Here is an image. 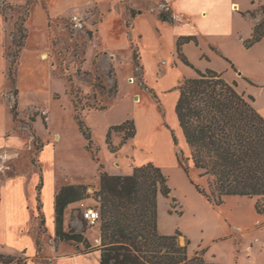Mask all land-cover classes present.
Returning a JSON list of instances; mask_svg holds the SVG:
<instances>
[{
    "label": "rangeland",
    "instance_id": "374dc122",
    "mask_svg": "<svg viewBox=\"0 0 264 264\" xmlns=\"http://www.w3.org/2000/svg\"><path fill=\"white\" fill-rule=\"evenodd\" d=\"M239 1L231 34L203 36L200 45L186 46L183 53L193 67L173 47L166 46L157 51V66L151 72L135 40H131L130 54L121 52L124 61L116 67L109 64L115 53L100 51L95 45L91 18L95 14L98 20L103 18L107 9H112L108 3L103 11L97 10L99 6L76 7L70 15L51 16L47 11L49 0H0V90L12 85L3 96L13 115L12 130L35 138L30 159H37L38 147L43 143L51 145L46 150V160L54 162L61 175L59 186L86 185L88 196L84 201L100 204L102 167L111 174L129 175L135 166L152 162L168 176L171 187L169 197H158L161 234L180 233L179 241L188 245L190 255L200 253L208 262L264 264V214L256 210L257 198L228 196L223 204L214 205L197 188L207 187V176L201 175L192 160L187 173L177 156L181 150L190 157L191 151L174 107L179 92L176 87L183 78L194 77L196 69L222 73L226 80L237 83L240 93L254 98L255 108L264 110V37L247 44L257 24L254 16L257 12L264 14V0ZM160 2L118 0L125 23L130 22L129 32L140 9L169 11ZM37 7L46 14L43 24ZM73 14L84 17V29L73 27ZM23 25L28 35L17 53L14 34L19 37L18 28ZM44 52L47 58L42 57ZM163 76L165 89L161 90L153 81L159 82ZM137 95L140 102L135 101ZM75 100L91 130L93 151L75 117ZM128 119L135 121L140 133L123 143L117 153L111 152L106 141L110 125ZM124 135L125 131H113V143L121 144ZM73 207L68 206L64 225L67 230L82 232L90 246L56 238L45 226L41 229L40 219L36 218L39 253L31 259L23 252L0 254V264H54L62 252H86L99 247V223L83 220Z\"/></svg>",
    "mask_w": 264,
    "mask_h": 264
},
{
    "label": "trees",
    "instance_id": "16d2710c",
    "mask_svg": "<svg viewBox=\"0 0 264 264\" xmlns=\"http://www.w3.org/2000/svg\"><path fill=\"white\" fill-rule=\"evenodd\" d=\"M159 17L163 21H174L170 10L162 9ZM18 32L19 37L14 34L13 39L17 53L22 50L28 35L24 25ZM263 37L264 18L255 25L247 44ZM192 39L180 37L177 52L187 65L193 67L182 50V45ZM12 73L10 66V79L14 82ZM196 73L194 77L183 78L176 87L179 98L175 111L191 151L190 157H185L179 150L178 159L187 173L192 160L201 175L207 176V187L197 185V188L214 205L223 204L228 196L255 197L257 212L264 214V116L253 105L254 98L240 93L237 83L229 82L222 73L213 69H196ZM74 105L75 117L92 150L91 130L76 100ZM113 131H125L121 144L113 143ZM136 133L134 120L113 125L107 134L108 148L117 153ZM173 138L177 145L175 134ZM98 194L101 197L98 221L101 243L93 250L101 251L100 264H220L206 261L200 253L190 255L188 245L179 241L180 233H160L158 197L171 194L169 178L161 167L149 162L135 166L129 175L111 174L102 167ZM87 196L86 185H65L58 190L55 197L56 238L90 246L82 232L67 230L64 225L68 206L77 205ZM37 218L40 228L45 226L47 230L40 200ZM37 245L40 251L39 239Z\"/></svg>",
    "mask_w": 264,
    "mask_h": 264
},
{
    "label": "crops",
    "instance_id": "0c3cea01",
    "mask_svg": "<svg viewBox=\"0 0 264 264\" xmlns=\"http://www.w3.org/2000/svg\"><path fill=\"white\" fill-rule=\"evenodd\" d=\"M150 1L165 3L167 9L172 11L174 21L161 20L159 17L161 9L156 11L154 8L151 11L140 9L130 33L125 16L118 9V0H49L47 11L51 16L70 15L76 7L99 6L97 10L103 11L105 4L108 3L112 9H107V14L103 18L98 20V14L91 18L93 27L95 26V29H91L95 45L100 51L115 53V58L109 64L116 67L124 61L120 57L121 52L128 51L130 54L131 40H135L140 47L143 63L153 72L157 66V51L165 49L166 46L178 51V39L182 36L193 37L182 45L184 51L187 45L194 43L200 45L203 36L231 34L234 12L241 4L239 0ZM36 10L41 14L42 24L45 23L46 14L43 13V8L37 7ZM263 18L264 14L259 12L254 16L256 23ZM95 20H98L97 24H94ZM210 45L215 47L212 43ZM44 54L46 53L44 52L42 57ZM164 77L159 82L153 79L154 84L161 90L165 89ZM10 89L0 90V254L23 252L27 259H31L39 253L35 235L39 200L46 218L47 230L55 235V197L61 187L71 184L59 186L61 175L54 162L46 160V150L51 147L50 144L43 143L38 150L37 159L35 161L30 159L29 153L36 146L35 138L12 130L13 115L6 97L3 96ZM17 89L19 104L18 86ZM178 98L179 92L175 96L174 107ZM257 110L264 116V110L259 108ZM119 123L110 125V128ZM23 155L27 158L23 159ZM100 259V250L62 252L55 257L54 264H100Z\"/></svg>",
    "mask_w": 264,
    "mask_h": 264
},
{
    "label": "built area",
    "instance_id": "2783aa9c",
    "mask_svg": "<svg viewBox=\"0 0 264 264\" xmlns=\"http://www.w3.org/2000/svg\"><path fill=\"white\" fill-rule=\"evenodd\" d=\"M72 25L75 29H84L85 21L84 17L79 14H73L71 17ZM45 113V112H44ZM76 214H80L83 220L88 221L90 224L98 223L100 219V204L99 202L87 203L86 201H81L79 204L73 207ZM96 241L100 243V238H96Z\"/></svg>",
    "mask_w": 264,
    "mask_h": 264
},
{
    "label": "bare ground",
    "instance_id": "6f19581e",
    "mask_svg": "<svg viewBox=\"0 0 264 264\" xmlns=\"http://www.w3.org/2000/svg\"><path fill=\"white\" fill-rule=\"evenodd\" d=\"M43 58H47V55L44 54V55H43ZM130 82L132 83L133 81L130 80ZM135 101H136V102H140V101H141V97H140L139 95H137L136 98H135ZM148 115H149V114H148L147 112H145V117H148ZM116 165H117V164H116ZM118 166H119V165H118Z\"/></svg>",
    "mask_w": 264,
    "mask_h": 264
}]
</instances>
